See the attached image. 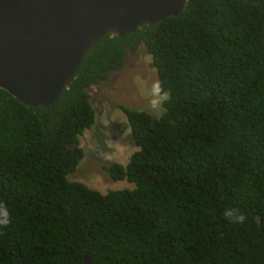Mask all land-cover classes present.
<instances>
[{"label": "trees", "instance_id": "trees-1", "mask_svg": "<svg viewBox=\"0 0 264 264\" xmlns=\"http://www.w3.org/2000/svg\"><path fill=\"white\" fill-rule=\"evenodd\" d=\"M139 44L167 99L158 118L119 105L137 150L103 167L134 188L67 181L93 121L87 87ZM0 208V264H264V0H187L104 35L49 105L0 90Z\"/></svg>", "mask_w": 264, "mask_h": 264}, {"label": "water", "instance_id": "water-1", "mask_svg": "<svg viewBox=\"0 0 264 264\" xmlns=\"http://www.w3.org/2000/svg\"><path fill=\"white\" fill-rule=\"evenodd\" d=\"M186 1L0 0V90L26 106L49 105L101 37L176 16Z\"/></svg>", "mask_w": 264, "mask_h": 264}, {"label": "rangeland", "instance_id": "rangeland-1", "mask_svg": "<svg viewBox=\"0 0 264 264\" xmlns=\"http://www.w3.org/2000/svg\"><path fill=\"white\" fill-rule=\"evenodd\" d=\"M155 82L151 58L141 45L126 51L122 66L110 71L105 81L90 85L87 93L93 121L78 135L83 156L75 169L66 174L67 181L80 182L100 193L134 188L126 179L111 180L103 167L112 163L124 165L137 150L119 105L145 111L155 118L162 114L161 104L155 109L150 106Z\"/></svg>", "mask_w": 264, "mask_h": 264}, {"label": "clouds", "instance_id": "clouds-1", "mask_svg": "<svg viewBox=\"0 0 264 264\" xmlns=\"http://www.w3.org/2000/svg\"><path fill=\"white\" fill-rule=\"evenodd\" d=\"M151 95L153 99L150 102V106L153 109L157 108L163 101L167 99V93L163 91L162 85L159 81L153 83ZM224 215L235 223H243L246 219L243 213H238L235 209L226 210ZM8 223L9 218L6 208H0V225L6 226Z\"/></svg>", "mask_w": 264, "mask_h": 264}, {"label": "flooded vegetation", "instance_id": "flooded-vegetation-1", "mask_svg": "<svg viewBox=\"0 0 264 264\" xmlns=\"http://www.w3.org/2000/svg\"><path fill=\"white\" fill-rule=\"evenodd\" d=\"M141 45H143V44H139L138 46H141ZM138 46H137V47H138ZM137 47H136V48H137ZM136 48H135V49H136ZM130 50H131V49H130ZM127 51H128V50H127ZM125 53H126V52H125Z\"/></svg>", "mask_w": 264, "mask_h": 264}]
</instances>
